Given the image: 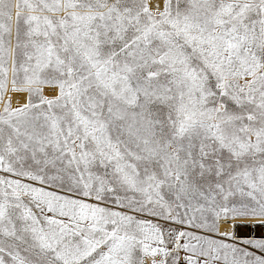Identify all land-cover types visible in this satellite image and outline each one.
<instances>
[{
	"label": "snow or ice",
	"instance_id": "1",
	"mask_svg": "<svg viewBox=\"0 0 264 264\" xmlns=\"http://www.w3.org/2000/svg\"><path fill=\"white\" fill-rule=\"evenodd\" d=\"M0 264H264V0H0Z\"/></svg>",
	"mask_w": 264,
	"mask_h": 264
}]
</instances>
